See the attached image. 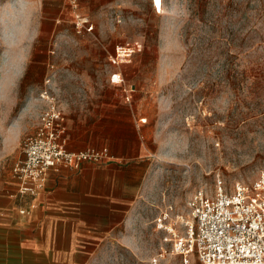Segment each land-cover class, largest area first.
Listing matches in <instances>:
<instances>
[{"label": "rangeland", "instance_id": "1", "mask_svg": "<svg viewBox=\"0 0 264 264\" xmlns=\"http://www.w3.org/2000/svg\"><path fill=\"white\" fill-rule=\"evenodd\" d=\"M160 1L89 0L97 22L77 33L67 0H0V199H18L11 169L47 97L75 126L122 102L147 129L135 211L86 264H201L173 251L186 198L264 169V0ZM127 42L138 47L117 68L121 86L109 55Z\"/></svg>", "mask_w": 264, "mask_h": 264}, {"label": "crops", "instance_id": "2", "mask_svg": "<svg viewBox=\"0 0 264 264\" xmlns=\"http://www.w3.org/2000/svg\"><path fill=\"white\" fill-rule=\"evenodd\" d=\"M88 2L78 0V8L95 25L100 8ZM110 65L114 71L121 64ZM130 97L126 93V101ZM114 105L109 112V104L101 102L94 121L79 120L76 126L63 110L67 148L105 150L109 157L50 170L29 213H18L26 199H0V264H86L93 255L91 245L101 244L108 230L125 227L152 163L147 129L138 123L136 111L131 106L126 110L122 102Z\"/></svg>", "mask_w": 264, "mask_h": 264}, {"label": "built area", "instance_id": "3", "mask_svg": "<svg viewBox=\"0 0 264 264\" xmlns=\"http://www.w3.org/2000/svg\"><path fill=\"white\" fill-rule=\"evenodd\" d=\"M67 2L76 32H92L94 25L88 15L79 11L78 0ZM153 5L157 10L161 1L157 4L153 0ZM137 47L135 42L118 45L109 56L110 62L120 65L129 61ZM110 81L121 85L119 69L111 72ZM46 100L34 131L22 142V158L11 169L16 196L28 202L19 209L21 214L37 206L50 170L62 166L79 168L83 161L98 162L109 157L107 151L94 148L69 150L63 110L55 97ZM185 205L189 213L185 231L178 234L173 230L176 254H195L201 264H264V169L254 180L237 181L232 188L216 178L213 189L195 190Z\"/></svg>", "mask_w": 264, "mask_h": 264}, {"label": "bare ground", "instance_id": "4", "mask_svg": "<svg viewBox=\"0 0 264 264\" xmlns=\"http://www.w3.org/2000/svg\"><path fill=\"white\" fill-rule=\"evenodd\" d=\"M160 0H157V4H159Z\"/></svg>", "mask_w": 264, "mask_h": 264}]
</instances>
